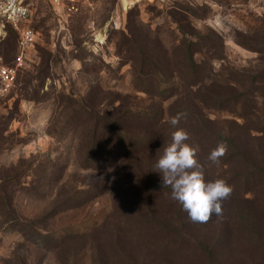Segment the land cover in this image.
<instances>
[{"label": "rangeland", "instance_id": "374dc122", "mask_svg": "<svg viewBox=\"0 0 264 264\" xmlns=\"http://www.w3.org/2000/svg\"><path fill=\"white\" fill-rule=\"evenodd\" d=\"M26 2L35 43L13 81L0 82V264H264V0H80L69 15L50 0ZM181 39L213 80L171 97L144 92L143 51L167 73ZM17 56L0 19V65ZM70 100L107 119L129 111L121 145L103 131L112 155L102 167L82 165L90 128ZM195 115L205 132L185 143L205 181L234 189L207 223L145 184H163V147L174 131L190 133ZM228 135L245 160H227L228 149L213 164L207 139ZM248 165L259 173L244 181Z\"/></svg>", "mask_w": 264, "mask_h": 264}, {"label": "trees", "instance_id": "16d2710c", "mask_svg": "<svg viewBox=\"0 0 264 264\" xmlns=\"http://www.w3.org/2000/svg\"><path fill=\"white\" fill-rule=\"evenodd\" d=\"M189 14L195 17L198 16L194 11ZM8 26L11 28L10 24H8ZM11 30L15 33L12 28ZM193 46L194 42L192 40L181 39L179 40L177 45H173L170 49L171 53L173 54V59L176 63V66L173 70L168 71L167 73L169 74L168 79L174 80L175 85H167L165 75L168 74L164 71V69L160 67L161 64L156 59L154 60L153 58H150L143 51V91L148 93L154 92L157 96L171 97L176 95L179 91L182 93L184 91H192L194 88L197 90L206 88L207 84L211 82L213 78L211 77L210 73L206 72L205 68H198L199 64H197V62L194 60V49H192ZM204 65L205 64H202V66L200 67H204ZM151 75L154 78V80L152 81L150 78ZM72 100H70V103H67L66 107L72 106V108L80 110L82 113V116L80 117L81 122L87 123L90 128V133L88 136L90 150L83 158L84 163H82V165L86 168L102 167L103 165H101L100 163L101 160H110V156L112 155L106 153L107 151L103 150V147L101 145L100 139L103 134V131L104 129H107L112 132V135L117 141V144L121 145L124 140L121 121H123L122 118L127 115L129 111H127L126 114H121L119 116H115L112 119H107L106 117L97 115L95 111L92 108H89V106L85 104L82 100H75L73 103ZM235 103L236 101H232V104ZM219 104H221V102ZM220 106L221 105H219V107ZM192 121L194 123H191L190 126L187 127L191 134L186 131L190 137L196 132H205L202 120H200L197 115L194 116V120ZM207 140H210V142L216 146L219 142L226 143L230 151L227 160H245L243 154L239 151L236 142L233 140V136H217L208 138ZM99 154H101L100 157ZM258 173L259 169H256V167L253 165H248L247 169H245L244 172L240 174V176L242 177V180L246 181L248 178L257 175ZM145 184H148L150 187L161 188L163 190H171L170 187H163V184L154 181L148 176L146 177ZM202 250L203 252H205L206 247L202 246ZM206 254H208L209 256L211 255L208 250Z\"/></svg>", "mask_w": 264, "mask_h": 264}, {"label": "clouds", "instance_id": "9594fccd", "mask_svg": "<svg viewBox=\"0 0 264 264\" xmlns=\"http://www.w3.org/2000/svg\"><path fill=\"white\" fill-rule=\"evenodd\" d=\"M186 117V111L178 112L169 123L176 127ZM188 139L189 134L185 130L174 131L155 167L162 174L163 187L171 188L172 199L182 204L190 220L207 223L213 215H223L221 202L227 200L234 189L224 179L205 181L196 159L197 149L185 143ZM227 151V144L219 142L208 159L218 164Z\"/></svg>", "mask_w": 264, "mask_h": 264}, {"label": "built area", "instance_id": "2783aa9c", "mask_svg": "<svg viewBox=\"0 0 264 264\" xmlns=\"http://www.w3.org/2000/svg\"><path fill=\"white\" fill-rule=\"evenodd\" d=\"M54 5L61 6L66 13L72 14L78 11L80 0H50ZM31 10L26 0H0V19L10 24L17 36L18 56L14 67L0 65V82L9 85L14 77L23 56L35 43L36 33L28 25Z\"/></svg>", "mask_w": 264, "mask_h": 264}]
</instances>
